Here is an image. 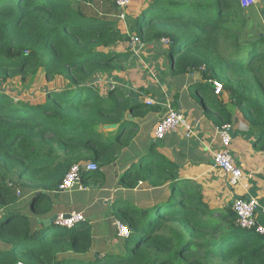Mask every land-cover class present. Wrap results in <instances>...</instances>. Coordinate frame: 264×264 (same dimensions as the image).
<instances>
[{
    "label": "trees",
    "instance_id": "trees-1",
    "mask_svg": "<svg viewBox=\"0 0 264 264\" xmlns=\"http://www.w3.org/2000/svg\"><path fill=\"white\" fill-rule=\"evenodd\" d=\"M99 1L0 0V85L39 70L48 81L66 80L38 102L0 87V264H264V234L242 228L232 206L210 208L202 186L155 146L124 172L122 184L146 181L166 186L165 193L151 207L117 214L130 229L119 250L94 252L86 221L44 224L68 211L58 188L71 167L98 164L83 172L82 183L105 177L138 127L129 111L149 109L109 82L134 66L125 48L133 34L142 44L167 39L172 77L198 73L189 88L208 118L218 128L233 126L230 104L237 106L264 150V32L255 31L261 24L254 4L133 0L124 22L99 11ZM215 81L223 85L219 94ZM112 124L118 128H107Z\"/></svg>",
    "mask_w": 264,
    "mask_h": 264
},
{
    "label": "crops",
    "instance_id": "crops-1",
    "mask_svg": "<svg viewBox=\"0 0 264 264\" xmlns=\"http://www.w3.org/2000/svg\"><path fill=\"white\" fill-rule=\"evenodd\" d=\"M98 6L99 11H106L110 16L117 12L115 0H100ZM125 45V48H132L131 41ZM167 47L168 44L160 40L140 45L137 52L131 49L134 53L131 64L134 66L127 71L129 75L109 78V82L121 86L133 102L143 101L149 109L129 111L128 118L135 121L138 127L135 128L132 141L118 154L117 160L104 168L107 184L92 185L91 179L85 183L81 181V188L78 185L70 191L62 192L65 195L64 199L69 201V207L68 211L61 212L84 213L85 221L92 229L94 252L119 250L120 240L115 236L114 221L120 219L114 211L100 214L98 211L103 209V206L122 199L119 205V201L117 202L120 209L124 208L125 202L128 208L151 207L161 195V191L162 194L165 193L166 186L152 187L146 181H139L133 187L122 184L124 172L131 167L133 171L134 164L148 150L151 151L153 146L166 160L179 165L184 177L195 180L202 186L205 202L210 208L226 209L233 206L236 197L257 199L256 218L258 224L264 228V150L254 145L258 137L257 131L246 121L239 108L230 104L236 118L233 123L231 152L246 174L242 183L234 187L229 183L227 174L214 166L212 154L222 146L217 133L219 128L208 118L204 105L190 92V84L198 81L201 76L192 72L189 75L172 77L165 53ZM56 79H62L61 87L65 86L64 78L59 76ZM141 90L146 94L141 93ZM225 98L227 100V96ZM149 99H153L154 102L149 104L147 101ZM168 105L186 115L193 133L187 135L184 129L179 128L168 133L163 139L154 138V127ZM116 128L118 124L112 127V130ZM73 190L82 192V199L66 197L75 192ZM61 208L66 209L62 205ZM92 217H95V220ZM101 219L106 221L105 226Z\"/></svg>",
    "mask_w": 264,
    "mask_h": 264
},
{
    "label": "built area",
    "instance_id": "built-area-1",
    "mask_svg": "<svg viewBox=\"0 0 264 264\" xmlns=\"http://www.w3.org/2000/svg\"><path fill=\"white\" fill-rule=\"evenodd\" d=\"M133 0H115L117 12L115 16L120 21H126L128 11ZM249 3V0H246ZM251 3H256L258 0H250ZM245 3V2H244ZM247 3V4H248ZM246 4V3H245ZM168 43L167 39H162ZM132 50L137 52L140 48L141 39L133 34L131 37ZM215 92L221 93L223 85L220 82L215 81ZM149 104L154 102L153 99L147 100ZM179 128L185 130L187 135L193 133L191 123L186 118V115L182 111L174 109L168 105L164 114L160 117L159 121L154 127L153 136L155 139H163L168 133L175 131ZM232 130L231 124H225L222 128L218 129V134L222 146L213 152L214 166L219 168L229 177V183L237 187L246 178L243 167L236 162L231 152L232 142ZM98 164L95 162H81L74 164L69 172L66 174L63 182L60 184L58 191L66 192L72 190L75 186L81 188L82 174L84 171H96L98 170ZM83 187V186H82ZM258 206V200L254 198L236 197L233 202V210L237 216V222L242 228L252 229L255 228L258 232L264 234V228L258 224L256 218V210ZM85 215L83 212L78 211L61 212L57 214L54 223L58 227L72 228L77 223L85 221ZM118 233L120 237H128L130 235V229L123 221L118 222Z\"/></svg>",
    "mask_w": 264,
    "mask_h": 264
},
{
    "label": "rangeland",
    "instance_id": "rangeland-1",
    "mask_svg": "<svg viewBox=\"0 0 264 264\" xmlns=\"http://www.w3.org/2000/svg\"><path fill=\"white\" fill-rule=\"evenodd\" d=\"M243 3L245 5H253L254 4V8H255V12H256V16L258 18V21L260 22L261 26L260 28L258 27L257 29H255V31H259V32H264V13L262 11L263 8V1L262 0H258L256 3H251L252 1L249 0V3L246 0H242ZM248 3V4H247ZM135 4V3H134ZM136 5H133V7ZM132 7V8H133ZM87 11L89 12V14H92L93 9L90 6L86 7ZM95 14V13H94ZM113 18V17H110ZM97 79V78H96ZM99 84H101V87L103 88L102 90L105 91V88L103 86V82H101V80L97 81ZM95 82V85H98V83ZM62 84V79H54L51 81H48L45 77V74L42 72V70H39V72H37V74H34L32 76H29L26 80H21V77H16L13 79H10L8 82L0 85L1 88H3V90L5 92L11 93L15 99H25V100H29V101H36L38 102L40 99H43L45 96V93L47 92V90H49L50 88H56V89H60ZM107 179H105V177H101V178H94L92 179V181H90V183L92 185L95 184H107ZM75 191V190H73ZM67 197H71V198H76V199H82V192L79 191H75L72 192L68 195H66ZM122 199H120V201H114L111 205H107V206H103V209H101L100 211H98L100 214L104 213H110V212H116L117 214H121V216H124L125 211L128 209V204L125 202V206L124 208L120 209L117 206V202L118 205L120 204ZM97 212V213H98ZM78 213H81V211H78ZM59 214V213H58ZM93 220H95V217H92ZM104 223L103 226L106 225V221L101 219ZM110 220V219H109ZM118 222L117 220L114 221V226H115V230H116V234L115 236L117 238H121L119 236L118 233ZM109 229V228H108ZM107 229V230H108ZM109 232L111 233L112 230L110 229ZM104 253V252H103Z\"/></svg>",
    "mask_w": 264,
    "mask_h": 264
},
{
    "label": "water",
    "instance_id": "water-1",
    "mask_svg": "<svg viewBox=\"0 0 264 264\" xmlns=\"http://www.w3.org/2000/svg\"><path fill=\"white\" fill-rule=\"evenodd\" d=\"M116 126H117V124H112V125H108L107 127L112 128V127H116ZM213 162H214V161H213ZM56 217H57V215H56V214H53L51 217L44 219L43 222H44V224H46V225H51V224H53L54 221L56 220Z\"/></svg>",
    "mask_w": 264,
    "mask_h": 264
}]
</instances>
